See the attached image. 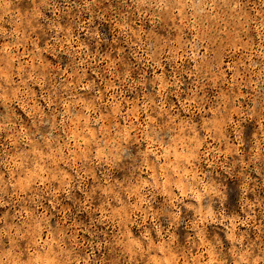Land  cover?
I'll return each mask as SVG.
<instances>
[{
  "label": "clouds",
  "instance_id": "9594fccd",
  "mask_svg": "<svg viewBox=\"0 0 264 264\" xmlns=\"http://www.w3.org/2000/svg\"><path fill=\"white\" fill-rule=\"evenodd\" d=\"M0 264H264V0H0Z\"/></svg>",
  "mask_w": 264,
  "mask_h": 264
},
{
  "label": "rangeland",
  "instance_id": "374dc122",
  "mask_svg": "<svg viewBox=\"0 0 264 264\" xmlns=\"http://www.w3.org/2000/svg\"><path fill=\"white\" fill-rule=\"evenodd\" d=\"M49 60H51V57H49ZM66 67V66H65ZM247 127V131H251V125H249V126H246Z\"/></svg>",
  "mask_w": 264,
  "mask_h": 264
}]
</instances>
